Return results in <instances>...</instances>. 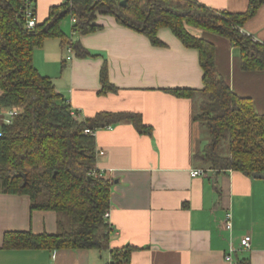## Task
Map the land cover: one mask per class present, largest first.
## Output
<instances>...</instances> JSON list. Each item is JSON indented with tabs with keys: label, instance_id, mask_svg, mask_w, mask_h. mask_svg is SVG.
<instances>
[{
	"label": "crops",
	"instance_id": "1",
	"mask_svg": "<svg viewBox=\"0 0 264 264\" xmlns=\"http://www.w3.org/2000/svg\"><path fill=\"white\" fill-rule=\"evenodd\" d=\"M65 0H35L37 22ZM218 10L243 12L249 0H197ZM72 15L60 22L71 40L95 56L67 59L59 38H46L33 51V64L53 82L75 117L97 113H137L150 133L127 120L93 129L96 168L113 180L110 194V249L131 245L129 264H264V175L214 170L194 159L205 144L203 127L193 120V102L170 89L203 86L198 51L185 47L170 29L157 36L164 43L119 24L110 14L95 15L96 31L73 32ZM243 31L264 43V2L245 21ZM215 46V66L231 90L249 97L264 115V71H243L240 49L219 35L190 28ZM107 64L113 90L101 92L99 73ZM1 93V91H0ZM201 168L204 175L191 176ZM231 214V229L224 226ZM58 214L31 209L25 194L0 188V264H109L110 250L4 248L8 231L55 233ZM250 236L248 248L240 240ZM233 247L231 260L225 255Z\"/></svg>",
	"mask_w": 264,
	"mask_h": 264
},
{
	"label": "trees",
	"instance_id": "2",
	"mask_svg": "<svg viewBox=\"0 0 264 264\" xmlns=\"http://www.w3.org/2000/svg\"><path fill=\"white\" fill-rule=\"evenodd\" d=\"M263 2L249 0L245 11L230 12L197 0H127L125 4L121 0H65L51 7L43 22L27 28L21 0H0V107L18 109L10 123L0 120V188L28 195L31 209L55 211L59 226L55 233L5 232L3 247L110 250L109 264H129L135 249L131 245L110 249L104 214L110 207L113 180L99 174L95 139L83 129L123 120L141 133L151 129L137 113L75 117L51 79L33 64V51L46 38H59L77 57L95 56L61 31L60 22L69 14L74 18L73 32L80 34L100 28L94 21L97 13L110 14L119 24L145 34L153 45L164 44L157 32L166 27L185 47L196 49L202 88L169 90L192 100L193 120L205 131V144L194 152V159L214 170L264 175V115L257 113L251 98L235 94L218 73L214 44L190 32L196 28L228 39L240 49L243 71H264V43L242 29ZM99 79L102 93L114 89L106 63ZM238 264H249V260Z\"/></svg>",
	"mask_w": 264,
	"mask_h": 264
},
{
	"label": "built area",
	"instance_id": "3",
	"mask_svg": "<svg viewBox=\"0 0 264 264\" xmlns=\"http://www.w3.org/2000/svg\"><path fill=\"white\" fill-rule=\"evenodd\" d=\"M21 14L25 20V25L27 28H32L36 22H37V18H36V14H35V0H21ZM74 21V18L72 19ZM67 59H70L73 51L70 48V46H67ZM18 113V109L17 108H4V107H0V120L2 122L5 123H10L11 120L13 119V117ZM83 132L85 134H89V135H93L94 131L93 129L90 128H85L83 129ZM98 170V169H97ZM96 171L93 170V173H95ZM99 174H102V171L98 170ZM191 176H201L204 175V170L201 168H197V169H193L191 171ZM109 215V212L106 211L104 214V217L107 218ZM224 226L226 229L230 230L231 229V214L229 212H226L225 214V218H224ZM250 244V236L249 235H245L241 240H240V245L243 248H248ZM235 251V249L233 247H231L228 251V253H226L225 257L227 260H231L232 257V253Z\"/></svg>",
	"mask_w": 264,
	"mask_h": 264
},
{
	"label": "water",
	"instance_id": "4",
	"mask_svg": "<svg viewBox=\"0 0 264 264\" xmlns=\"http://www.w3.org/2000/svg\"><path fill=\"white\" fill-rule=\"evenodd\" d=\"M127 0H121V4H125ZM20 175H22L21 173H19ZM253 176H261L262 174H258V173H253Z\"/></svg>",
	"mask_w": 264,
	"mask_h": 264
},
{
	"label": "rangeland",
	"instance_id": "5",
	"mask_svg": "<svg viewBox=\"0 0 264 264\" xmlns=\"http://www.w3.org/2000/svg\"><path fill=\"white\" fill-rule=\"evenodd\" d=\"M206 141V140H205ZM65 218V217H64ZM65 220H66V218H65Z\"/></svg>",
	"mask_w": 264,
	"mask_h": 264
}]
</instances>
